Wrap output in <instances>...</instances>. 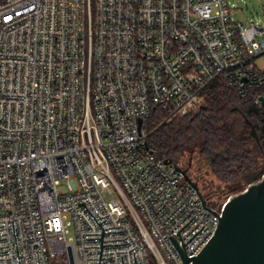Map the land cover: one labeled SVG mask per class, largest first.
<instances>
[{"label": "built area", "instance_id": "1", "mask_svg": "<svg viewBox=\"0 0 264 264\" xmlns=\"http://www.w3.org/2000/svg\"><path fill=\"white\" fill-rule=\"evenodd\" d=\"M232 13L230 0H0V264H72L67 245L99 264L101 225L122 230L103 244L129 242L102 245L100 264H192L169 236L197 255L231 197L205 205L148 121L198 108L219 76L261 104L264 26Z\"/></svg>", "mask_w": 264, "mask_h": 264}, {"label": "trees", "instance_id": "2", "mask_svg": "<svg viewBox=\"0 0 264 264\" xmlns=\"http://www.w3.org/2000/svg\"><path fill=\"white\" fill-rule=\"evenodd\" d=\"M257 95L258 90L253 89L249 95L241 96L219 76L196 109L167 118L160 107H155L148 121L147 141L159 156L179 163L185 149L202 140L199 154L205 162L199 164L207 165L205 182L215 174L231 192L243 177L259 167L254 147L264 150V107L256 102ZM247 119L255 126L260 144L252 137ZM182 168L189 173L188 167ZM189 175L201 185L200 179ZM200 188L207 199L212 196L204 192L211 188Z\"/></svg>", "mask_w": 264, "mask_h": 264}, {"label": "water", "instance_id": "3", "mask_svg": "<svg viewBox=\"0 0 264 264\" xmlns=\"http://www.w3.org/2000/svg\"><path fill=\"white\" fill-rule=\"evenodd\" d=\"M259 99L261 100V105L264 107V96H259ZM246 121L251 126L250 132L252 137L256 140L258 144H260V138L255 126L249 119H247ZM178 169L183 172L186 180L198 189L199 193L203 197L204 204L207 205V198L204 196L198 182L189 175L186 169L182 168L181 166H178ZM78 204H84L87 208L85 201L78 202ZM89 212L92 214L90 210ZM93 217L96 219L94 215ZM218 217L219 224L214 232L215 234L208 240V242L197 255L188 256L187 252L185 254L180 245L178 244L179 239H175L172 235L169 236L173 241L174 245L176 246L177 250L179 251L184 263L192 261V264H264V175L260 180L251 182L244 191L233 195L228 200L221 216ZM97 222L101 225V222H99L98 220ZM101 227L102 237H91L101 239L99 264L101 262V258H111V256L101 257L102 245L126 244L127 242H129L127 241L123 243L103 244L104 232H116L122 230L104 231V227L102 225ZM181 229L177 231V234L180 235V237ZM201 229H199L198 231H200ZM187 242H183L182 240L183 246ZM36 245L39 244L35 243L34 246ZM67 246L70 261L72 264H74L71 247L70 245ZM121 256L124 264L123 255Z\"/></svg>", "mask_w": 264, "mask_h": 264}, {"label": "rangeland", "instance_id": "4", "mask_svg": "<svg viewBox=\"0 0 264 264\" xmlns=\"http://www.w3.org/2000/svg\"><path fill=\"white\" fill-rule=\"evenodd\" d=\"M230 4L233 8L232 16L234 19L243 22L246 26L249 25L251 21H257L264 26V0H230ZM258 63L264 67V56L259 59ZM201 144L202 140H200L196 145L187 147L184 151V157L179 158L178 160L180 166L189 168V174L200 179L201 187L204 188V186H207L208 188H211L210 190L204 189V192L207 194L210 193L209 195L212 196L207 197L216 204H222L233 195L244 191L251 182L260 180L264 175V150L260 146H257L254 147V149L259 167L257 170L252 171L251 173L247 174V176L243 177L236 185L237 187L235 190L230 192V190L227 188L226 182L218 178V176L215 174H211L208 177L206 176V180H208V183H210L208 184L204 180L207 165L199 164L202 161L205 162V160H203L199 154V147ZM190 151L193 153H190ZM190 155H192L193 158H191ZM202 183H204V186ZM60 189L67 190L66 183L63 182L60 185Z\"/></svg>", "mask_w": 264, "mask_h": 264}, {"label": "flooded vegetation", "instance_id": "5", "mask_svg": "<svg viewBox=\"0 0 264 264\" xmlns=\"http://www.w3.org/2000/svg\"><path fill=\"white\" fill-rule=\"evenodd\" d=\"M200 186H201V185H200ZM208 200L211 201L212 204H216V203H214L211 199H208Z\"/></svg>", "mask_w": 264, "mask_h": 264}]
</instances>
